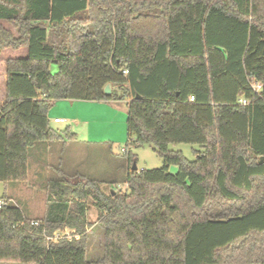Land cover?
Listing matches in <instances>:
<instances>
[{
    "label": "trees",
    "instance_id": "16d2710c",
    "mask_svg": "<svg viewBox=\"0 0 264 264\" xmlns=\"http://www.w3.org/2000/svg\"><path fill=\"white\" fill-rule=\"evenodd\" d=\"M7 48L28 55L7 59L0 103V262L264 264V0H0ZM125 98L128 147L152 146L163 166L108 193L60 170L44 216L28 217L7 188L28 179L37 145L77 139L51 126L54 103ZM176 143L198 145L195 159ZM90 197L105 231L97 260ZM66 227L79 238L48 239Z\"/></svg>",
    "mask_w": 264,
    "mask_h": 264
},
{
    "label": "rangeland",
    "instance_id": "374dc122",
    "mask_svg": "<svg viewBox=\"0 0 264 264\" xmlns=\"http://www.w3.org/2000/svg\"><path fill=\"white\" fill-rule=\"evenodd\" d=\"M27 55L26 48L6 49L0 54V58H24ZM114 87L115 93L120 95L118 87ZM71 101L57 100L51 110L54 109L59 114V118L65 114L64 110L69 116H74L77 111L66 106L70 105ZM127 102V98L117 99L109 104L101 101L91 102L95 109L91 115V124L82 125L79 131L74 130L77 135L76 140H69L66 144L63 141L43 142L39 145L44 147V150H38L39 146H37L31 151L28 179L24 182L12 183L8 187L14 203L21 207L28 217L37 221L44 216L46 182L59 177L60 170L69 176L82 175L94 179L99 183L101 190L108 193L112 188L124 192L128 187L125 182L126 173L132 170V165L128 168V157L123 149H128L136 155V165L139 170L163 166V159L152 146L128 147ZM68 124L51 122V126L57 130H64ZM170 147L182 151L190 160L195 159L194 149L199 148L196 144L188 143H176ZM169 171L176 173L178 167L171 165ZM5 187V184L0 182V196L5 192ZM92 200L91 197L88 198V216L94 224L87 231L89 235L87 258L97 260L104 255L105 231L97 222L98 211ZM0 264L18 263L0 262Z\"/></svg>",
    "mask_w": 264,
    "mask_h": 264
},
{
    "label": "crops",
    "instance_id": "0c3cea01",
    "mask_svg": "<svg viewBox=\"0 0 264 264\" xmlns=\"http://www.w3.org/2000/svg\"><path fill=\"white\" fill-rule=\"evenodd\" d=\"M1 22L5 25V27L12 29V31H13V33L15 35H18L17 34V30L12 28L11 25L8 22H6V21H1ZM7 49H12V48H7ZM5 50H3L2 53H0V54H3V52ZM8 58H11V57H1L0 58V70L2 71V73L0 74V103H2V104L5 102L6 96H7V68H6V62H7ZM66 100H72V99H66ZM91 102H94V101H90V100H72L71 104L70 105H66V106H69V108L75 109L77 111L76 112L77 114L74 115V116H69L67 114V112L64 110L65 114L61 118V119H63V121H61V122H55V119L59 118V114L57 112H55L54 109H52L49 112L50 122L69 123L68 126L70 127L72 132L79 131V127H81L82 125L86 124V125L90 126L91 120H92V116L91 115H93L92 112L95 111V109L93 107L94 105ZM103 103L109 104V103H112V102H103ZM37 146H39V147H37ZM37 146L36 147L38 148V150L39 149L41 151L44 150V147H40V145H37ZM5 190H6V187H5ZM8 194H10V193L8 192Z\"/></svg>",
    "mask_w": 264,
    "mask_h": 264
},
{
    "label": "built area",
    "instance_id": "2783aa9c",
    "mask_svg": "<svg viewBox=\"0 0 264 264\" xmlns=\"http://www.w3.org/2000/svg\"><path fill=\"white\" fill-rule=\"evenodd\" d=\"M260 87H261V85L258 84V85H257V88H260ZM190 99L193 100L194 97L191 96ZM243 102H245V101H243ZM61 121H63V119H61V118H56V119H55V122H61ZM123 150H124V149H123ZM6 203H7V202H6L4 199H1V198H0V208H1L2 206L6 205ZM34 223H36V222H34ZM73 233H75V230H71L70 228H67V227H66V228H64V229H58V230H56V231L53 233L52 236L48 237V239H49V240H53V241H58L59 239L64 238V237H67V238L71 239L72 237L75 236L76 238H79L78 235H73Z\"/></svg>",
    "mask_w": 264,
    "mask_h": 264
},
{
    "label": "water",
    "instance_id": "95a60500",
    "mask_svg": "<svg viewBox=\"0 0 264 264\" xmlns=\"http://www.w3.org/2000/svg\"><path fill=\"white\" fill-rule=\"evenodd\" d=\"M58 66L57 65H53L52 68H51V73L52 74H55L56 72H58ZM105 93L107 94H111L112 93V85L109 83L106 85L105 87ZM137 165H136V162L133 163V166H132V170L135 171L137 170Z\"/></svg>",
    "mask_w": 264,
    "mask_h": 264
}]
</instances>
